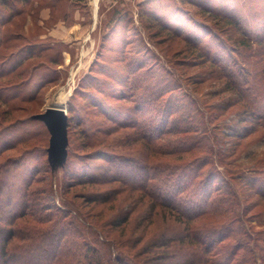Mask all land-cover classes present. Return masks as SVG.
<instances>
[{"label": "rangeland", "instance_id": "374dc122", "mask_svg": "<svg viewBox=\"0 0 264 264\" xmlns=\"http://www.w3.org/2000/svg\"><path fill=\"white\" fill-rule=\"evenodd\" d=\"M146 1L0 0V166L49 163L50 133L32 116L52 107L63 93L68 163L101 165L115 156L155 169L198 163L203 165L195 169L200 178L216 169L214 197L226 201L225 220L240 222L232 227L239 235L225 244L235 251L236 245L246 243L250 264H264V109L252 115L233 89L239 85L249 93L251 86L245 83L256 81L255 98L264 105V0H224L250 25L249 31L263 39L261 44L248 42L191 3L155 0L145 6ZM54 2H59L56 7ZM114 13L125 18L112 19ZM210 31L213 36H208ZM197 34L205 37L201 46L194 42ZM242 41L247 44L241 45ZM210 43L222 49L223 62L209 60L212 53L207 55L206 44ZM230 74L235 80L227 77ZM253 97V93L246 96ZM127 117H133L136 126L122 124ZM152 135L149 147L144 138ZM210 149L224 152L222 162L213 160ZM64 167L54 170L53 176L42 172L32 186L52 206L60 202L45 192L52 189L55 197L62 196L56 181L63 177ZM4 173L0 170L1 177ZM114 187L121 188L109 185L102 191ZM88 191L93 188L72 191L75 208L70 214L89 212L84 215L88 231L83 237L99 253L106 252V239L118 237L117 242L124 244L121 258L131 260L156 239L172 241L182 235L184 226L176 220L177 213L156 208L153 223L144 221L155 206L140 191L124 192L112 204L98 206L96 212L105 210L102 218L91 216L95 213L78 198V193ZM130 209L135 210L127 227L116 228L110 238L92 236L98 227L109 230L102 228L108 217ZM89 223L95 227L90 229ZM177 230L181 234L173 236ZM179 237L173 241L181 251L173 247L142 257L154 264H170L175 257L192 264V252ZM242 253L236 256L241 258Z\"/></svg>", "mask_w": 264, "mask_h": 264}, {"label": "trees", "instance_id": "16d2710c", "mask_svg": "<svg viewBox=\"0 0 264 264\" xmlns=\"http://www.w3.org/2000/svg\"><path fill=\"white\" fill-rule=\"evenodd\" d=\"M154 1L147 0L144 5L153 4ZM182 1L191 3L201 8L209 16L225 22L229 27L241 33L248 42L261 44L260 42L263 41V39L260 40L255 36L254 31H249L250 25H247V22L239 17V12L224 0H180V2ZM56 3L59 2L53 3L55 7ZM139 6L143 8V4ZM155 17L160 19V15H155ZM114 18L120 20L125 16L122 17L120 13H114L112 19ZM0 22H2L1 19ZM209 35L213 36L214 34L210 31V33L208 32ZM251 37L255 38L252 39ZM196 38L198 41L194 40L195 44L201 46L205 37L197 34L194 39ZM240 40L237 39L236 42L240 44ZM246 44L245 41L241 43L243 46ZM206 45H209L207 55L212 53L209 60L215 64L223 62V58L220 59L222 55H219L222 51L219 45H214L215 48L211 43ZM227 77H233L235 80L234 77L236 76L230 74ZM246 84L251 86L249 93L239 85L233 86V89L241 96L242 100L246 101L247 106L251 109V114L257 115L264 109L260 99L255 98L258 97L256 93L258 84L256 81L249 82V80ZM80 85L86 88L84 83H80ZM251 93L254 97L249 100L246 96L247 94L251 95ZM133 119V117H127L121 123L134 127L136 125ZM115 120L116 122L120 121L117 117ZM190 130L185 129L186 132ZM253 130L254 128L249 129L250 133ZM144 140L150 147L153 135L152 137L147 136ZM216 141L218 142V140ZM193 145L196 146V144ZM199 147H204V145H199ZM209 151L215 156L213 160L222 162L221 156L224 155V152L216 153L212 149ZM105 160L106 162L101 165L82 163L80 167L68 163L67 160L63 177L61 179L57 177L56 181L59 183L62 196L55 197L52 189L45 192L48 194L46 196L52 195L53 200L59 201V206H52L47 203L46 197L42 196L44 193H36L32 187L42 172L50 173L53 176L55 171L51 169L49 163L16 162L4 163L0 166V170L4 169L5 171L3 177L0 175V264H154L151 259L147 256L144 258L142 255L158 253L160 249L170 250L173 247L174 251H181L180 245H174L176 241H173L177 240L178 234L181 232L179 242L192 252V257L195 259H193L192 264H250L251 251L246 243L236 245L235 251L229 250L228 245L225 244L230 239H236V236L239 235L238 231L233 233L232 227L238 226L240 222L238 220L231 222L225 220L226 201L219 200L220 198L216 200L214 197L215 190H217L215 186L218 182L216 169L209 171L204 178H200L195 169L201 168L203 165L198 163L195 166L185 164L184 166H163L161 169H155L129 160L124 156H115ZM210 162L205 161L204 163ZM49 179L51 184L53 179ZM109 185H120L121 188L114 187L108 191H102L103 187ZM76 188H83V190L93 188V191L78 193L80 194L78 198L82 199L84 204L95 213L91 216L102 218L105 210L96 212L98 206L106 207L107 204H112L124 192L140 191L148 196L151 204L155 206L152 208L153 213L149 211L150 216L144 221L153 223L151 220L156 215L154 211L159 208L164 210L165 214L174 216L177 213L179 217L176 216L178 218L176 220L180 221L181 226L184 227L181 232L177 230L174 233L173 236L178 235L176 239L172 241L156 239L152 247H146L140 253L141 255H133L131 260L121 258L120 252L124 244L120 239L117 242L118 237L113 240L106 239L107 241L103 244L107 250L104 253H99L83 237V234L87 233L85 231H88L85 225L88 221L85 220L87 218L84 215L89 212L82 215L83 218L80 215L72 216L70 214L74 210L72 208L74 203L72 204L70 195ZM130 210L124 214L116 213L113 218L108 217L103 222L102 228L107 227L109 230L102 232L99 231L98 227L97 231L91 232L92 236L100 235L103 238H110L113 236V231L116 232V228L127 227L135 209ZM69 216L72 218L69 219ZM205 219L211 221L210 224H203L204 226L199 227L202 223H197ZM94 224L89 223L87 226L92 229V226L95 227ZM123 231L125 230L121 232ZM166 232H171V230ZM244 239L247 240L246 237ZM126 247L129 248V246ZM112 250L114 251L113 258L111 257ZM240 250L243 253L241 258H238L236 255L240 253ZM103 256L107 257L106 261H104ZM173 259L170 264H183L178 260L179 258Z\"/></svg>", "mask_w": 264, "mask_h": 264}, {"label": "water", "instance_id": "95a60500", "mask_svg": "<svg viewBox=\"0 0 264 264\" xmlns=\"http://www.w3.org/2000/svg\"><path fill=\"white\" fill-rule=\"evenodd\" d=\"M32 119L43 122L50 133L47 155L51 169L64 167L68 157V119L63 108L49 107L44 112L32 116Z\"/></svg>", "mask_w": 264, "mask_h": 264}, {"label": "bare ground", "instance_id": "6f19581e", "mask_svg": "<svg viewBox=\"0 0 264 264\" xmlns=\"http://www.w3.org/2000/svg\"><path fill=\"white\" fill-rule=\"evenodd\" d=\"M52 107L53 108H64V97H63V93H61V95H59V97L57 98L56 102L52 105Z\"/></svg>", "mask_w": 264, "mask_h": 264}]
</instances>
